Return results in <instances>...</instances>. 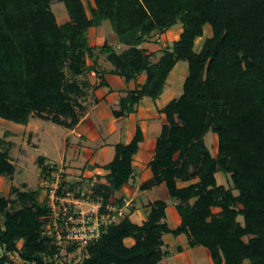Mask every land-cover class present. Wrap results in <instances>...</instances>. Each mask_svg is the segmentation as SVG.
Masks as SVG:
<instances>
[{
  "label": "trees",
  "instance_id": "trees-1",
  "mask_svg": "<svg viewBox=\"0 0 264 264\" xmlns=\"http://www.w3.org/2000/svg\"><path fill=\"white\" fill-rule=\"evenodd\" d=\"M55 2L64 4V23L50 8ZM86 2L88 13L83 0H0L1 118L25 125L35 116L72 129L87 109L82 100L89 82L77 77L96 69L86 64L95 48L88 44L87 30L103 20L127 46L120 52L107 42L98 47L113 66L108 72L126 82L146 76L119 99L113 117L134 113L143 97L157 99L178 61H186L188 71L180 95L160 109L164 122L148 162L151 176L140 185H165L178 225L165 221L166 201L154 199L140 224L126 215L88 244L83 264H159L166 255L164 234H184L190 247L208 250L213 264H264V0ZM177 22L178 38L153 62V53L141 44ZM206 24L211 35L195 50ZM97 73L102 77L104 71ZM208 131L218 138L216 156L204 144ZM142 141L137 126L129 142L114 145L112 159L102 166L103 181L93 188L95 198L122 204L114 195L132 177ZM38 163L46 166L42 156ZM13 172L14 164L0 149V176ZM217 172L230 175L236 194L217 183ZM14 191L20 207L0 190V248L17 252L24 264H53L44 262L57 251L42 234L47 207L35 191ZM126 238L133 243L126 245ZM0 264L19 263L3 254Z\"/></svg>",
  "mask_w": 264,
  "mask_h": 264
},
{
  "label": "rangeland",
  "instance_id": "rangeland-1",
  "mask_svg": "<svg viewBox=\"0 0 264 264\" xmlns=\"http://www.w3.org/2000/svg\"><path fill=\"white\" fill-rule=\"evenodd\" d=\"M86 11L88 13L87 2L83 0ZM50 8L54 13L56 20L59 24L64 23L68 19V15L64 4L62 2H55L50 4ZM96 31L87 30L88 38L90 43L96 44L102 42H107L111 45L117 52H120L125 47L119 45L117 36L111 28V24L108 20H103L96 26ZM181 23L177 22L171 28L165 30L163 33H152L146 40L145 48L153 53L151 57L152 61H155L157 57L162 53L164 48L171 46L173 40L178 38L180 33ZM182 29V28H181ZM211 35V28L209 25H205L203 28V35L196 38L194 49L198 50L204 41V39ZM97 36L101 39L97 41ZM96 38V39H95ZM95 39V41H94ZM105 39V40H104ZM101 45H94L93 54H100L98 52V47ZM119 45V46H118ZM104 57L101 56L100 62H104L103 66L105 68H113L112 64ZM87 60V59H86ZM188 67L186 61H178L173 69L170 71L165 87L164 94L166 91L172 90V96L177 97L182 92V84L187 75ZM85 74L77 77L79 80H85ZM97 76H94L96 79ZM83 78V79H82ZM95 82H98L97 79ZM96 84V83H95ZM99 85H95L98 87ZM90 88L86 91L87 99L89 98L91 92ZM85 99L82 100L84 102ZM97 101L92 95L90 96V104ZM165 105V104H164ZM137 106V105H136ZM87 107V106H86ZM119 107V105H118ZM118 109V108H117ZM87 109L85 110V112ZM82 113L81 117L85 114ZM160 112V110H159ZM163 119L161 118V122ZM68 132L65 127L51 123L48 120H43L37 117H31L26 125L17 124L9 120H5L0 117V149L6 151L8 157L14 164V172L11 175L0 176V190L2 195L8 197L11 200H15V206L20 207L21 203L17 200L14 188H18L22 191H35L37 200H40L43 195V191L39 187L40 183V172L41 166L38 163V157H44L46 164H55L57 167L61 168L63 171L62 178L65 182L80 183L81 186L86 184V179L88 176L96 175L98 179H102V173H98V170L92 169L93 172H89V167H81V164L72 165L69 158H64V147L62 145L63 136ZM204 144L209 150L212 156L217 154L218 138L215 133L208 131L204 138ZM106 161L108 156L104 158ZM83 162V161H81ZM137 170V167H136ZM99 172H102L99 170ZM215 178L218 184H222L225 188H231L233 193L236 194L237 191L232 188V182L229 174H223L221 172L215 173ZM103 180V179H102ZM196 179L187 182H178L179 186L186 185L190 182H194ZM141 185V184H140ZM135 184L132 186L133 190L128 189L122 191V195L117 194L116 198H125L130 202L129 207L124 209L126 215L129 216L131 203L135 202L134 196H138L142 192V201L144 202L143 207L147 206V203L153 199H164L167 203L166 218L165 221L170 227H175L179 223V216L175 210L173 200L168 196L166 187L164 184L154 186L149 189H141ZM125 192V193H124ZM128 196H127V195ZM122 201V199H121ZM214 212L217 211L216 208L213 209ZM142 214V213H141ZM130 220L134 222L141 221V216L138 218L131 214L129 216ZM237 220L242 222V217L238 216ZM164 249L167 248V254L162 257L160 264H213L209 256L208 250L203 246L190 247L187 244L185 236L175 237L172 234H165ZM168 236V237H167ZM125 244L130 245L131 240L125 239ZM22 241L17 242V247H21ZM168 246V247H167ZM179 247H184V252L178 251ZM83 253L79 250L72 252L61 251L58 255V259L62 262L68 264H81L83 259Z\"/></svg>",
  "mask_w": 264,
  "mask_h": 264
},
{
  "label": "crops",
  "instance_id": "crops-1",
  "mask_svg": "<svg viewBox=\"0 0 264 264\" xmlns=\"http://www.w3.org/2000/svg\"><path fill=\"white\" fill-rule=\"evenodd\" d=\"M96 29V26H92L88 30L96 31ZM181 30L182 29L180 28V32ZM87 39L88 44L91 47H94V45H101V43L98 42L92 45L88 35ZM100 39L101 38L97 36V41ZM145 44L146 42L142 43L141 46L145 48ZM119 45L123 44L119 43ZM123 46L125 48L127 47L126 45ZM103 55L104 54L96 53L93 54L91 59L87 58L86 64L89 67L94 66L96 69H92L90 67L91 69L84 72L86 73L85 80L89 82V91L91 92L90 96L92 95L95 99L97 98V101L90 104V96L88 99L87 96H85L83 104L87 106V111L72 129H68V132L63 136L61 143L64 147V158L70 157L69 159H71L70 163L72 165L82 163L81 167H89V169H91L89 172L92 173L94 169H97L98 173H102L103 176L107 171L102 166L112 159L114 155V145L118 142H129L135 133L136 127L138 126L142 131L143 141L140 142L138 151L133 156L134 171L132 177L129 179L128 183L114 195V199H118L116 198L118 196L117 194L122 195V191L126 192L128 189L133 190L132 186L134 184L139 186L143 181L151 176L148 162L154 154L155 140L159 135L161 125L164 122L163 120L161 122V118L163 119L164 115L159 112V110L164 106V104L173 98V96L171 92L172 90L168 88L169 91H166L165 94L163 91V93L155 100L143 97L137 104L136 111L134 113L121 117H113L111 112L113 109L118 108L119 99L125 96L129 90H133L142 84L146 76L145 73H141L135 79L126 82L122 77L108 72L112 68H105L103 66L104 62H100L101 56L104 57ZM97 71H104L102 77H99V73H97ZM82 75L83 74H81L80 77ZM94 76H97L96 79L98 82H95L96 79ZM95 85L99 86L95 87ZM106 156H108V159L104 161ZM44 162H46L45 159ZM99 170L102 172H99ZM102 179L100 178L101 181H103ZM121 197L122 196H120V198ZM141 197L142 192L138 196L133 197L132 200L135 199V202L131 203L129 213V216L131 214H134L137 218L141 216V221L139 223L145 219L149 208L148 204L154 200H150L147 203V206L143 207L144 202ZM164 235L163 241L164 244H166ZM179 236H182V234L175 237ZM126 240H131L130 245L133 243L132 238H126ZM180 248V252L183 253L185 248ZM167 249L165 250L163 246V250L166 251V254Z\"/></svg>",
  "mask_w": 264,
  "mask_h": 264
},
{
  "label": "built area",
  "instance_id": "built-area-1",
  "mask_svg": "<svg viewBox=\"0 0 264 264\" xmlns=\"http://www.w3.org/2000/svg\"><path fill=\"white\" fill-rule=\"evenodd\" d=\"M62 171L51 163L41 167L40 172L39 187L43 195L39 201L48 209L42 216L45 221L42 234L53 241L57 250L53 257L46 258L44 262H54L53 264H68L58 259L63 250L84 252V248L100 238L110 225L126 216L124 209L130 204L125 198H122L121 205L116 204L113 199L104 204L93 194L94 186L102 182L96 175L88 176L86 184L81 186L80 183L65 182ZM69 246L74 248L69 250ZM3 254L16 263L24 264L17 252H6L2 247L0 256Z\"/></svg>",
  "mask_w": 264,
  "mask_h": 264
}]
</instances>
